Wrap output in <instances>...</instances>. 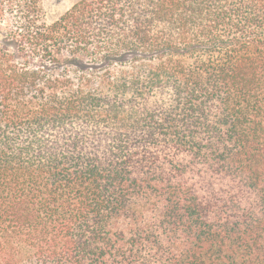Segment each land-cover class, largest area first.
<instances>
[{
	"label": "trees",
	"instance_id": "1",
	"mask_svg": "<svg viewBox=\"0 0 264 264\" xmlns=\"http://www.w3.org/2000/svg\"><path fill=\"white\" fill-rule=\"evenodd\" d=\"M0 264H264V0H0Z\"/></svg>",
	"mask_w": 264,
	"mask_h": 264
},
{
	"label": "rangeland",
	"instance_id": "2",
	"mask_svg": "<svg viewBox=\"0 0 264 264\" xmlns=\"http://www.w3.org/2000/svg\"><path fill=\"white\" fill-rule=\"evenodd\" d=\"M65 7V3H47L45 5V12L49 18L55 17L63 8Z\"/></svg>",
	"mask_w": 264,
	"mask_h": 264
}]
</instances>
